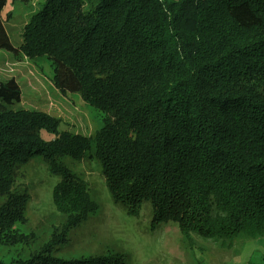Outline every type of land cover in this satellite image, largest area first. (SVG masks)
Listing matches in <instances>:
<instances>
[{
	"label": "trees",
	"instance_id": "1",
	"mask_svg": "<svg viewBox=\"0 0 264 264\" xmlns=\"http://www.w3.org/2000/svg\"><path fill=\"white\" fill-rule=\"evenodd\" d=\"M0 0V49L46 57L51 81L102 114L91 135L22 106L0 79V242L20 237L29 195L18 168L35 155L60 176L52 191L65 230L97 209L59 158L100 164L115 203L151 226L215 241L264 234V0H44L12 39ZM55 132L42 140L39 132ZM58 233L28 259L0 264H125L123 254L62 259Z\"/></svg>",
	"mask_w": 264,
	"mask_h": 264
},
{
	"label": "rangeland",
	"instance_id": "2",
	"mask_svg": "<svg viewBox=\"0 0 264 264\" xmlns=\"http://www.w3.org/2000/svg\"><path fill=\"white\" fill-rule=\"evenodd\" d=\"M44 0H7L3 16L12 39H19L22 23ZM53 70L46 57H14L0 49V79L14 77L21 89L22 106L42 111L58 119L57 129L91 135L98 130L102 114L84 102L78 93H62L51 81ZM55 132L41 129L42 140H51ZM89 153L79 160L64 155L59 160L84 180L96 211L76 228H65V222L52 200V191L60 176L53 174L45 160L35 155L18 168L16 187L25 190L29 199L26 221L14 229L20 237L13 243L0 242V261L10 263L28 259L58 233L64 241L56 245L54 255L62 259L91 256H125V264H264V234L249 237L239 234L232 240L215 241L192 235L184 237L175 222L151 226L149 204H143L137 215L112 199L101 174L100 164Z\"/></svg>",
	"mask_w": 264,
	"mask_h": 264
}]
</instances>
